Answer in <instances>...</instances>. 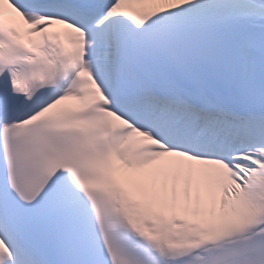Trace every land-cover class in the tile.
<instances>
[{"label":"snow or ice","instance_id":"obj_1","mask_svg":"<svg viewBox=\"0 0 264 264\" xmlns=\"http://www.w3.org/2000/svg\"><path fill=\"white\" fill-rule=\"evenodd\" d=\"M0 264H264V0H0Z\"/></svg>","mask_w":264,"mask_h":264}]
</instances>
